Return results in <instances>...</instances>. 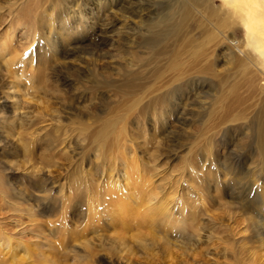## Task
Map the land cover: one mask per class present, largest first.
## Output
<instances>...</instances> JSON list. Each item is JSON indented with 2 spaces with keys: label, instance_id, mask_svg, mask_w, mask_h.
<instances>
[{
  "label": "rangeland",
  "instance_id": "rangeland-1",
  "mask_svg": "<svg viewBox=\"0 0 264 264\" xmlns=\"http://www.w3.org/2000/svg\"><path fill=\"white\" fill-rule=\"evenodd\" d=\"M15 1L16 0H0V37H3L7 33H13L15 45H21L22 42H24L22 39V27L18 26L16 21L26 20V24H32L27 21L31 18V13L27 11H66L67 16H70L68 19L73 20L75 16H79V14L76 15L75 12L79 10L84 20L86 19L85 21L89 23L91 21L88 25L92 24V28L86 32H84V29L80 31V27H82L81 24L78 30L80 34L77 31L73 39H71L72 37H68L63 43L60 41V38L56 39L54 49L57 51L59 50V53H64L63 50L65 49L66 53L68 51L66 55L59 57V59H54L48 53L42 59L47 65L46 74H48L46 76L48 82H46L45 86L48 95L45 94L46 91L43 94L45 96L44 100L47 101L46 104L49 102L50 106L55 104L52 106L54 109L57 105V109L61 110V112L63 111L61 122L63 126H65L64 129L67 132H71V130L72 132H81V134H79L86 140L83 146L82 144H79L80 146L74 144L73 148L76 147V151L74 149L68 151V156L70 157H68L67 154L65 156L64 153H60L62 155L58 156L55 151L51 150L46 152V154L48 153V158L46 157V160L43 161L40 158L42 151L34 148L35 151L32 153L33 159L40 158V160H42L41 163H38V175L42 178L45 177L40 187H38L39 183L35 181L34 173L30 172L31 170H29V172L33 180L20 176L21 169H23V167H28L27 164L22 161V158H18L17 161H20L14 163L11 162L10 157L4 158L5 156L0 152V235L2 237L11 236L12 238L21 237L22 245L27 244L29 239L35 243L33 245L28 244V248L29 250L31 248L32 252L31 260L18 261L22 256L20 254L19 258L18 256L13 258L12 255H14V253H22L21 249H17L15 252L13 250L5 254L0 250V264H45L47 262H44L42 258L47 255L46 258L49 260L48 264H51L50 262L52 261H55L56 264H166V262L167 264H203L206 261H209L207 262L209 264H256L257 260L253 259L256 261L253 263L251 259L252 257L257 259L256 256L258 255H255V252L257 250L260 251L261 242L264 240V157L258 155V142L255 141L257 140L255 130H251L252 136L248 139L242 138V134L245 132H243V130H237L228 135V138L224 139L223 146L219 145L220 151H218L214 158V168L210 170L207 167L208 165H206L205 151L210 144L209 136L212 132V127L210 128L209 126L210 129H207V127L215 123L213 121L216 116H214V118L212 116L213 121L211 118L207 120V109L206 111L205 109L202 110L200 107L204 106H193L190 100L185 101V94L180 96L184 100L183 103L186 105L185 111L181 113V110L178 111L172 108V116L169 120L164 119L162 124L159 123L158 117H156L159 116L158 107L156 105H153V107L152 105L148 106L150 110L144 107V105H146L148 101L153 100L155 94L158 93L157 85H159V81L156 76H159L165 68L166 71H164L163 74L168 76L170 74L169 67L174 64L175 60L173 56L169 55L164 58H150L148 53H146L148 54L146 55L138 50L141 48L139 44H136L139 42V35H136L137 33L134 34L137 40L133 36L136 42L131 46L130 43H128L129 35L127 36L126 33H128L130 29L131 31L137 32V26L141 24L143 26L146 23L145 20H148L149 17L154 18V16L157 17L162 15V13L165 12L164 3H161V0H147L148 3L146 0H140V2H138L139 0H133L131 6L130 3L127 4L128 1L124 0L120 3V0H114L116 2L112 6H109V8V0H102V2L104 1L103 4H106L104 5L105 7L99 6L96 0ZM211 1L212 3L208 4L212 5L215 11H220L218 10L220 7L225 9V11L229 8L224 2L222 3L221 0ZM243 3H245V5L246 3L249 4L248 7H250L249 9L254 17H257L256 20L259 21L258 24H262V26L259 27L261 29L264 28V19H262L261 10L257 2L255 0H244ZM137 9H139V11H136ZM140 9H142V11H140ZM107 10H110V12ZM211 10L212 8L207 11ZM61 13L63 14V12ZM135 14H140L141 17ZM142 15L145 16L143 17ZM4 18L5 20H2ZM140 18L143 20L142 23L139 22ZM132 22L135 25L132 24ZM122 25L124 26L122 27ZM45 28H47V26H45ZM243 29L238 27L236 34L239 36L238 38L246 39V32L245 29ZM53 31L56 32V30ZM55 32L53 36L51 34L49 37L50 41L55 40ZM2 41H6V38H3ZM34 44H36V42L32 43V45ZM19 51L20 50L17 49V52ZM85 51L94 53L90 55V53H85ZM112 52L113 54H111ZM131 52L135 54V60L140 58L143 60V63H148V65L144 67V74L141 72L142 78L135 81L136 85H143L141 87L142 89H139L142 92L133 95L132 93L129 94L125 90L126 87L123 86V84L127 82L122 76L124 72L121 65L124 64L120 65L123 60L131 59ZM22 53L23 52L20 51L19 55ZM108 53H110L111 56ZM102 54L105 55L103 58ZM96 55L98 56V60ZM85 56L86 59H84ZM89 56L95 59L94 63L90 61ZM53 60L56 61L57 64H54ZM138 63L141 64L140 61H138ZM1 65L0 62V67ZM157 65L159 66V70L155 69ZM221 65L224 64L217 62L216 69L219 68L218 70H223L226 68L225 65L221 68ZM145 75L148 76V79ZM6 78L8 80H6ZM4 81L8 82L9 77L6 73L1 72L0 105L4 103L8 92L7 89L5 91L4 86L6 84L4 85ZM138 81L145 83H139ZM213 83L216 87L210 86L209 84L210 87L206 86V88L203 89L204 93L200 94L199 98L205 100L208 105L209 103H214L210 105V108H214L216 111L219 107L220 99H224L223 97L219 99V96H221V94L222 96L227 94V87H225L222 92L218 82L214 80ZM47 84L49 87H47ZM186 89L188 88L186 87ZM55 90L56 92H54ZM124 92L126 93L124 94ZM52 93L55 94L52 95ZM138 96L142 97L140 98L142 101L137 102ZM132 97L135 98L133 99ZM240 99L241 101H239ZM56 100L57 103H54ZM231 100L232 98L229 97L228 103L226 104H230L232 102ZM234 101L235 104L237 103L235 106H238L236 107L238 108L237 111L240 110V108L242 112L248 111L247 114L246 112L244 113L245 116H251L248 115V113L252 114L253 111L257 109L256 105L255 107L249 105L251 106L249 107L246 102L245 107H243L245 101L243 97H240L237 101L234 99ZM129 103H131V105ZM137 103L139 106H137ZM238 103L242 104V107L239 106ZM127 104H129L128 107ZM232 104H230V108L234 109ZM129 107L133 108L134 112L132 111L133 109L130 111L131 108L129 109ZM178 107L182 108L181 105ZM155 109L156 111H154ZM135 114L136 116L140 114L138 115L140 120L139 117L134 118ZM3 115L2 113V116ZM2 116L0 119H2ZM256 121L259 122L257 119ZM204 123H206L205 126L203 125ZM122 126L124 128L126 126L125 129H127L129 136H126L127 142H123V139L117 144V137L122 135L118 131L121 130ZM77 127L79 128L76 129ZM254 128L256 129V125ZM131 134L133 135L131 136ZM3 137H5L4 134L1 136L0 140L5 142L6 138L4 140ZM100 139L101 141H99ZM123 145H126V148L129 149L126 150V152H129V154L133 152V154H135L137 162L143 165L144 172L151 176V181L154 180L153 186L154 184L156 185L154 187H156L158 192L157 196L163 195L168 197L171 201L176 199L178 201L179 197L182 196L183 205L187 206L188 209L186 215L192 216L193 214L196 216L195 220L196 224L199 225L197 228L200 229L198 230L201 240L199 239V242L195 243L194 247H196V249L192 252L194 255L190 256L186 254V257H184V255H181L182 251L181 249L179 250L178 247L172 246V244L168 247L165 241L168 242L170 240V243H172L175 240L165 238L161 230L162 227H159L155 222L143 220L135 210H130L129 212V207L122 208L125 210L123 211L121 209L119 215L111 213L110 216L113 219L111 218L109 221H100L99 223L94 220L91 222V218H89L91 214L90 216L89 213L87 215L85 202H83L82 199L76 201V203L73 201L67 204V206H69H66L65 209L62 208L63 199L61 197L64 195V190L69 188L68 183L73 180L76 181L81 179V177L79 179L77 178L81 176V171H83L84 174L87 172L91 177L96 175L97 171L94 168L96 160L93 158L95 149L97 150L98 148L102 152L104 157L101 156V159L109 160L110 157L114 159L117 157L118 148ZM41 150H44V148ZM81 150L83 151L81 152ZM126 152L124 151L125 154ZM53 153H56V155H53ZM54 161L57 162L55 165L48 166V163H53ZM98 162H100V159ZM225 162H230L229 165L231 164L232 167H236L237 169H234L233 173L226 172L227 174L224 176L222 167H219V164ZM11 166H15L13 172L9 169ZM192 166L195 169V173H192ZM46 177H50L54 184L47 181ZM95 177H97V175ZM95 177L93 180L96 179ZM15 179L18 180L16 181ZM61 188H63V190ZM199 196L202 197L201 201L197 200V198H200ZM132 206L134 209L135 204H132ZM30 207L33 209L32 212L34 216L32 219L28 217ZM30 220L34 222L31 223ZM199 221L201 224H199ZM37 225H42L43 232L41 231V239L35 238L33 233L30 234L28 232L30 228L36 230ZM235 234L238 235L236 236ZM220 239H223V241ZM261 239L262 241H260ZM83 240L84 242H90V249L89 246L86 249L82 248ZM248 245L249 247L247 248L246 246ZM253 246L258 249L256 250ZM50 247L52 248L50 249ZM169 250L171 254L168 256ZM253 251H255V254ZM178 254L179 256H177ZM253 254L255 256H251ZM78 258L80 259L78 260Z\"/></svg>",
  "mask_w": 264,
  "mask_h": 264
},
{
  "label": "bare ground",
  "instance_id": "bare-ground-1",
  "mask_svg": "<svg viewBox=\"0 0 264 264\" xmlns=\"http://www.w3.org/2000/svg\"><path fill=\"white\" fill-rule=\"evenodd\" d=\"M58 1H61V0H58ZM96 1L99 6L106 5V4H103L105 0L103 2L102 0H96ZM123 1L124 0H120V3ZM125 1H128L127 4L130 3V5L132 6L131 2L133 0H125ZM161 1H162L161 3H164V7H165L164 9L165 12H163L162 15L157 16V17L154 16V18L149 17L148 20H145L146 23L143 25L144 27L142 26V24L138 26L136 25L138 27L137 32L131 31V29L130 30L127 29L129 30V32L126 33L127 36L129 35L128 36L129 40L128 39L127 40L131 46H133L132 44L136 42L133 39L134 34L137 33L136 35H139V38H138L139 42L136 44H139L140 45L139 47L141 48L138 50H140L142 53H145V54L148 53L150 58H155V57L164 58L165 56L169 55V56H173L175 60L174 64L169 67L170 74L168 76H165L163 74L164 71H166V68L164 69L163 72L159 74V76H156L157 80L159 81V85H157L158 93L155 94V97L154 98L152 97L153 100L148 101L146 105H144V107L148 109V106L152 105L153 107V105H156L159 111V114H158L159 116H156V117H158L159 123L162 124L164 119L169 120L170 117L172 116V113H171L172 108H175V110H178V111L181 110L180 111L181 113L185 111L186 105L183 103L184 100L182 99V97H180L183 94H185V101L190 100V102L193 103V106H196V105L204 106L200 108H202V110L205 109V111L207 109L206 111L208 114L207 120L211 118V120L213 121L212 116L213 118L214 116H216L215 120L213 121L215 123L213 124L212 122L213 125L212 126L208 125L207 127V129L209 128V126L210 128L212 127V132L210 131L211 133L209 136L210 144L207 146V149L205 151V157H206L205 161H207L206 165H208L207 167L210 170L211 168H214V163H215L214 158L216 154L218 153V151H220L219 145L223 146L224 139L228 138V135H230L233 132H236L237 130H243V132L245 131L242 134V138L244 139L251 138L252 136L251 130L252 129L255 130L256 139H257L255 141L258 142V148H257L258 153H259L258 155H260L261 157H264V63H260L259 57L256 55L257 53L261 51L262 48H264V28L261 29L259 27V26H262V24L261 25L258 24L259 21L256 20L257 17L256 18L254 17V15L249 9L250 7H248L249 4L246 3L245 5V3H243L244 0H240V2L235 3L234 7H229L227 8L228 10L226 11L222 7H220L221 9L220 8L218 9L220 11H215V8L212 5L208 4V3H212L211 0H203V1H200V0H161ZM249 1H253V0H249ZM255 1L257 2L258 7L261 10L260 12L262 15V19H264V8L261 7V4L264 3V0H255ZM115 2L116 1L114 0H109L108 7L112 6ZM138 2H140V0ZM210 8H212V10L207 11V10H210ZM107 11L110 12V10H107ZM136 11H139V9H137ZM140 11H142V9H140ZM27 12L31 13V18L27 20L28 22L32 23L31 25L26 24L25 23L26 20L16 21V24L22 27V39L24 40V42H22L21 45H18V44L15 45L13 41L14 39L13 33H9V34L7 33L6 35H4L5 37L4 36L0 37V57H1L0 62L2 64L0 67V71L6 73V75L9 77V81L8 82L6 81L7 83L4 81V85L6 84L4 86L5 91L6 89L8 90L6 94V99L4 100V103L0 105V117L2 116V113L4 114L2 116V119H0V139L3 134L5 136L3 137V139L5 140L6 138L5 142H2L0 140V152L2 155L5 156L4 158L10 157L11 162H14V163L20 161V160L17 161L18 158H22L23 159L22 161H24L28 167H23V169L20 168L21 169L20 176L26 177V179H29V180H33V178L30 177L32 176L30 172L34 173L35 181L39 183L37 184H38V187H40L45 177L44 178L39 177L38 163H41L42 160L43 161L46 160V157L48 154V153L46 154V152L53 150L58 154V156L62 155L63 153L65 154V156L66 154L68 156L69 155L68 151H72L73 149L75 150L76 147L73 148L74 144L75 145L77 144V146L79 144L80 145L82 144L83 146L86 140L84 139V137L80 135L81 132H72V130L71 132L68 130L70 133L67 132L64 129L65 126H63L61 122L63 111L61 112V110H58L57 105H56V108L54 109V107L52 106L55 104H53L52 106H50L49 104L50 102L46 104L47 101L44 100L45 96L43 94L46 91L45 86H46V82H48L46 76L48 74H46L47 65L44 61H42V59L48 53L54 59H59V57H63L64 55H66L68 51L66 53L65 49L63 50L64 53H59L58 52L59 50L57 51L56 49H54L56 39L60 38V41L62 43L65 42L66 38L68 37L70 38L72 37L71 39H73L76 36L77 31L79 30V27L81 26V24H82V27H80V31L84 29V32L92 28V24L88 25L91 23V21L90 23L85 21L86 19L84 20V17L81 14V11L79 10L75 11L76 15L79 14V16H75L73 20L68 19L70 18V16L69 17L67 16L66 11H27ZM61 12H63V14ZM140 14H138L139 16L136 14L135 15L138 17H141ZM142 16L144 17L145 15H142ZM2 20H5V18ZM139 22L142 23L143 20L140 18ZM132 24L134 23L132 22ZM24 25H27V26H24ZM45 26H47V28H45ZM123 26L124 25H122V27ZM238 27L245 29L246 36H247L246 39L238 38L239 36L236 34V30L238 29ZM53 30H56V32ZM80 31H78L79 34H80ZM11 32H12V29H11ZM54 32H55V40L50 41L49 37L51 36V34L53 36ZM3 38H6V41H2ZM135 39L137 40V38ZM33 42H36V44L32 45ZM17 49L23 52L22 54H20L22 56L19 55L20 51L17 52ZM85 53H90L91 55L94 52L85 51ZM111 54H113V52ZM102 55H103L102 56L103 58L105 55L104 54ZM89 57H90V61L94 63L95 59H93L91 56ZM130 57L131 59L123 60L120 63V65L124 64V65H121V67L123 68V72H124L122 76L123 78H125V81L127 82V83H124L123 86L126 87L125 90L129 94L132 93L133 95L135 93L142 92L139 89L143 85L142 86L136 85L135 81L142 78L141 72H143L144 74L145 72L144 67L147 66L148 63L147 62L143 63V60L140 58L135 60V54L133 53H132V56ZM84 59H86V56ZM97 60H98V56H97ZM138 61H140L141 64L138 63ZM217 62L223 63L226 66V68L223 70L222 69L218 70L219 68L216 69ZM54 64H57L56 61H54ZM224 65H221L220 67L222 68V66ZM158 68H159L158 65L155 66V69H158ZM145 77L148 79V76L145 75ZM6 80L8 79L6 78ZM214 80L218 82L219 88L222 89V92L224 91L225 87H227V90H226L227 94L226 95L223 94L225 96H222V94L221 96H219V99L221 97H223L224 99H220L219 105H218L219 107L217 106L218 109L216 111L214 108H210V105L214 103H209L208 105L205 100H202L199 98L200 94L204 93L203 89H205L206 86L208 87L215 86V84L213 83ZM139 83H143V82L140 81ZM127 85H128V88H127ZM47 87H49L48 84H47ZM186 87L188 89H186ZM54 92H56V90ZM125 93L126 92H124V94ZM45 94L48 95L47 91ZM54 94L52 93V95ZM229 97L232 98L231 101L233 102L234 105L232 104V102L230 104H232V107L234 106L233 107L234 109L230 108V104H226L228 103ZM237 97L239 98L243 97V100H245L243 107H245V102L248 103V106L249 105L251 106L253 105L254 107L255 105L257 106V109H255L252 114L248 113V115H251V116H247V115L245 116L244 113L246 112L247 114L248 111L242 112L240 111L241 110L240 107H239L240 110L237 111L238 108L236 107L238 106H235L237 105V103L236 104L234 103L235 102L234 99L236 101L237 99H239ZM140 98L142 97L138 96L137 102L142 101V99ZM241 99L239 101H241ZM54 103H57V100ZM129 104L131 105V103ZM129 104H127V107ZM180 105L182 106V108L178 107ZM137 106H139L138 103H137ZM239 106L242 107V104H239ZM130 108L131 107H129V109ZM4 109L8 111H5ZM132 109L133 108H131L130 111ZM156 109L154 111H156ZM249 109H246V110H249ZM132 111L134 112V109ZM249 112H252V111H249ZM138 115L136 116L135 114L134 118L135 117L138 118L139 117ZM256 119L259 120V122H257ZM139 120H140V117H139ZM177 120L179 121L178 118ZM136 123H139V122H136ZM206 123H209V122H206ZM206 123H204L203 125L205 126ZM255 125H256V129L254 128ZM78 128L79 127H77L76 129ZM125 128L122 126L121 130L118 131L122 135L117 137L118 138L116 141L117 144L123 139H124L123 142L127 140L126 136L128 135V132H127V129ZM132 135L133 134H131V136ZM99 141H101V139ZM34 148L37 150L40 149V151H42V155L40 156L42 160H40V158L33 159L32 153L35 151ZM42 148H44V150H41ZM126 150H129V149L126 148V145H123L122 147L118 148V155L115 159L109 156L110 159L105 160L103 158L101 159V156H103V154L100 151V149L98 148L97 150L95 149L93 158H95L96 160L94 164V168L97 171L96 172L97 177H95L96 175L94 176L96 179L93 180L94 178L93 176L91 177L90 174H88L87 172L84 174L83 171H81L82 174L79 173L81 174V176L77 177L78 179L81 177V179L76 180V181L73 180L72 182L68 183L69 188L65 189L66 192L64 190V195L61 197L63 199L62 208L65 209L67 204L72 203L73 201L76 203V201H79L82 199V201L85 202L84 204L86 206L85 210H86L87 215L88 213H89V216L91 214V216L89 217L91 218V222L92 220H94V221H98L99 223L100 221L111 220L112 218L110 216L111 213H114L115 215H119V211H121L122 208L129 207L128 208L129 212L130 210H135V212L143 220L155 222L159 227H162L161 230L163 231L165 238H171L175 240L172 243H170L171 242L170 240L168 242L165 241V244H167L168 247H170L169 246L170 244H172V246L178 247L179 250L181 249L182 251L181 255L182 256L184 255V257H186V254L190 256L194 255L192 252H194L196 249V247H194L195 243L199 242V239H200L199 237L200 229L197 228V226L199 225L196 224V220H195L196 216L193 214L192 216L186 215L187 214L186 212H188V209H187V206L183 205V201L181 198L182 196L179 197L178 201L177 199L171 201L169 200L168 197H165L163 195L157 196L158 192L156 190V187H154L156 185L154 184L153 186L154 180L151 181V176L144 172V167L143 165L137 162L135 154H133V152L129 154V152H126ZM43 151H44V154H43ZM82 151L83 150H81V152ZM124 151L126 152V154L124 153ZM56 153H53V155L54 154L56 155ZM68 157H65V158H68ZM99 159H100V162H98ZM56 163H57L56 161H54L53 163H48V166H53ZM229 163L225 162V163L219 164V167L220 166L222 167L224 176L227 174L226 172L233 173L234 169H237L236 167H232L231 164L229 165ZM259 165H263V164H259ZM14 168L15 166L9 167V169L12 172L14 171ZM29 170L31 171L29 172ZM191 170L193 171L192 173H195L194 171L195 169L193 166L191 167ZM46 178H47L46 179L47 181H50L51 183H53L50 177H46ZM15 180L17 181L18 179H15ZM61 189L63 190V188ZM197 200L201 201L202 197L197 198ZM132 204L133 205L135 204L134 209H133ZM179 206H180V209L178 210ZM32 211L33 209L30 207L29 212H28V217L31 219L34 216ZM30 222L32 223L34 221L30 220ZM199 224H201L200 221H199ZM41 226L37 225L36 230H33L32 228H30L28 232L30 234L33 233L35 238L41 239L42 238V235H41L42 227ZM220 240L223 241V239H220ZM260 241H262V239ZM28 244L33 245L35 243L29 239L27 244L22 245L21 237L12 238L11 236L2 237L0 235V250H2V252L5 254L13 250L15 252L17 251V249H21L22 253L16 252L14 253V255H12L13 258L16 256H18L19 258L20 255H22L21 258L18 259V261L20 262L25 261V260H31L32 252H31V248L29 250ZM261 244L262 245L260 247V251L257 250L258 248L253 246L257 251H259L257 252L254 249L256 252L253 251V253L255 252L256 254L255 253L254 254L258 256H256L257 259L252 257L251 260L253 261V263L256 262L253 260L255 259L257 260L256 264H262V263L264 264V240L263 242H261ZM89 245H91L89 241L84 242L83 240L82 242L83 249L84 248L86 249ZM246 247L248 248L249 245ZM51 248L52 247H50V249ZM89 249H90V246H89ZM170 254H171V251L169 250L168 256ZM254 254L251 256H255ZM177 256H179V254ZM46 257H43L42 259L44 262L45 261L47 262L45 264H48L49 260ZM79 259L80 258H78V260ZM199 262H205V261H199ZM207 262L209 261H206L203 264H206ZM50 263L56 264L55 261H52ZM249 264H252V263H249Z\"/></svg>",
  "mask_w": 264,
  "mask_h": 264
},
{
  "label": "clouds",
  "instance_id": "clouds-1",
  "mask_svg": "<svg viewBox=\"0 0 264 264\" xmlns=\"http://www.w3.org/2000/svg\"><path fill=\"white\" fill-rule=\"evenodd\" d=\"M221 2L223 3L224 0H221ZM236 2H240V0H236ZM261 7L264 8V3L261 4ZM256 55L259 57L260 63H264V48H262Z\"/></svg>",
  "mask_w": 264,
  "mask_h": 264
},
{
  "label": "snow or ice",
  "instance_id": "snow-or-ice-1",
  "mask_svg": "<svg viewBox=\"0 0 264 264\" xmlns=\"http://www.w3.org/2000/svg\"><path fill=\"white\" fill-rule=\"evenodd\" d=\"M224 3L227 7H234L236 0H224Z\"/></svg>",
  "mask_w": 264,
  "mask_h": 264
}]
</instances>
